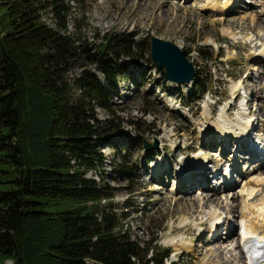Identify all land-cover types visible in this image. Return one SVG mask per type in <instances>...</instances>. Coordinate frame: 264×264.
Here are the masks:
<instances>
[{"label": "rangeland", "instance_id": "rangeland-1", "mask_svg": "<svg viewBox=\"0 0 264 264\" xmlns=\"http://www.w3.org/2000/svg\"><path fill=\"white\" fill-rule=\"evenodd\" d=\"M223 1L225 0H219L221 7H213V4L207 6L208 0L62 1L71 7L67 19L68 29L71 32L76 30L75 20L79 25L84 24L82 34L89 42L88 56V52L75 51L61 66L62 75L70 84L75 83L84 71L96 73L95 64L89 59L90 54L97 50L106 34H133L136 39L145 40L136 49L141 57L135 60L124 57L120 60L123 72L107 99L108 108L94 107L93 113L98 120L109 118L114 123H121L122 128L110 138L107 145L101 146L105 157L103 175L90 171L87 177L112 187L113 197L110 202L118 214L124 213L120 221L139 245L142 246L157 232V245L171 249L165 264L169 261L175 262L174 264L243 263L236 247L235 235L238 230L235 227L236 220H233L236 215L234 217L229 209V206L235 208L236 203L230 191L237 186L231 189L227 187L220 192L221 195H226L227 203L218 208L227 210V222L234 224L229 234L227 231L223 234V237L228 234L225 239L232 240H227L224 245L231 250L227 252L223 249L221 254L217 247L219 242L224 244V241L203 245L209 239L207 232L212 216L209 215V209L197 202L196 198L201 192L206 196L209 188L206 187L207 190L204 191L198 188L187 189L185 192L173 189L175 166L188 157H195L197 162H201L205 155V158H210L209 162L204 163L208 168L215 165L220 172L228 169L225 162L231 154L220 152L213 155L211 153L214 149L211 147H207V151L211 149L212 152L206 153L205 147L219 139L213 140L216 133L204 134V129L211 122H222L219 119L221 108L228 107L237 94L248 92L245 95L247 94L246 98L253 111L249 115L254 117L253 114H256L260 128L264 130V60L257 61V58L252 57L257 49L258 55L264 54V0H238L236 11H233V5L231 9L223 5ZM251 14L256 20V26L252 25L253 21L242 20ZM43 20L48 25L55 26L48 10L45 11ZM226 30L231 31V34ZM151 36L170 41L185 50V56L195 72L199 73L198 84L204 85L208 90L193 93L194 81L181 85L167 81L163 71L158 70L149 58ZM247 41L250 44L241 45ZM197 43L202 52L197 51ZM249 49L254 51L249 52ZM210 53L216 59H205L210 57ZM260 73L263 75L258 79ZM96 74L105 83L101 74ZM242 79L246 81L247 89L249 86L253 89L251 93L255 97L249 94L244 85L239 84L243 82ZM237 115L238 109L230 107L228 116L231 119L226 114L224 119L230 122ZM210 133L214 136L207 138ZM139 137L142 139L138 142ZM156 141V147L144 148V142L153 145ZM148 158L151 160L149 163L146 161ZM156 161L163 168L161 173H157ZM120 163L126 166L136 165L139 178L134 179L126 172L119 171L117 165ZM168 165L169 172L162 173ZM153 170L157 180L152 175ZM11 178L12 175L8 173H0V190L9 189L7 181ZM213 181H208V185ZM193 184L192 186L197 185ZM132 189L134 191L130 192ZM38 201L42 203L38 208L50 213L67 210L74 202L71 199L46 198ZM102 202L107 201L102 199ZM213 207L216 208V204ZM187 217V222L182 224ZM201 234L202 237H197ZM5 264L11 262L6 261Z\"/></svg>", "mask_w": 264, "mask_h": 264}, {"label": "trees", "instance_id": "trees-1", "mask_svg": "<svg viewBox=\"0 0 264 264\" xmlns=\"http://www.w3.org/2000/svg\"><path fill=\"white\" fill-rule=\"evenodd\" d=\"M62 1L0 0V173L12 175L0 190V264H164L170 249L157 245V232L139 245L110 202L112 187L87 177L103 175L101 146L122 128L98 120L94 107L108 108L120 60L141 57L145 40L106 34L89 58L105 83L84 71L70 84L61 66L75 51L88 56L89 42L84 24L68 29L71 7ZM46 10L55 26L43 20ZM194 82L193 93L208 90L197 72ZM117 166L139 178L136 165ZM40 198L74 202L50 213Z\"/></svg>", "mask_w": 264, "mask_h": 264}, {"label": "bare ground", "instance_id": "bare-ground-1", "mask_svg": "<svg viewBox=\"0 0 264 264\" xmlns=\"http://www.w3.org/2000/svg\"><path fill=\"white\" fill-rule=\"evenodd\" d=\"M232 1L234 3V0H225V1H223L224 2L223 5H226L227 8L231 9L232 5H233ZM211 4H213V7H221V3L219 2V0H208L206 5L209 6ZM206 5H205V7H206ZM236 9L237 8L235 7L233 9V11H236ZM252 16L253 15L251 14L250 16H247L246 18H243L242 20L244 22L248 21V20L250 22L253 21L252 25L256 26V20ZM244 22H241V23L243 24ZM226 32L227 33L230 32L229 34H231V31H229V30H226ZM261 40H262V38H261ZM248 44H250V41L243 42V44H241V45L247 46ZM263 47H264V43H263ZM250 50L252 52L254 51L253 49H250ZM257 50L252 53L253 59L258 58V56H259L257 54ZM260 54H263V53H260ZM262 58L264 59V54H263ZM261 75H263V73L259 74L258 79H260ZM249 83H250V80H249ZM239 84H242V86L244 85L246 90H249V94L254 96L251 93V92H253V89H251L250 86L247 89L245 80H243V82H240ZM246 93L248 94L247 91H246ZM245 104L247 106L246 105L242 106V109L239 112V115L236 117V120H232L229 122L228 119L227 120L224 119L226 117L225 116L226 110L224 108L223 110H221L222 112H221V115L219 117V119H222V122H217V123L211 122L209 126H206V128L204 129V132H206V133H204V134H207L209 132H214V133H216L217 136L213 140L219 139L216 143L211 141L212 143L209 146L205 147L206 153H210L212 151H213V153H211V154H213V155H214V153H219V152L226 153L227 152L226 149L228 147L227 142H228L229 138L233 137L234 140H236L238 143H242L243 141H245L247 139L248 134L250 133V126H255L256 129L260 128L259 119L256 118L257 122H255V119L253 118V116L249 115L251 112H253L251 110L252 105L249 106V99H246ZM208 116L209 115H207V117ZM228 118L231 119L229 116H228ZM257 137L260 140H262V139L264 140V135H262L260 133L257 135ZM208 138H210V137H208ZM207 147H211V149H214V150L211 151V149H210V151H207ZM262 147H264V144ZM161 149H162V146H161ZM205 157L206 156L204 155L203 161H201V162H197L195 160V157H193V158L188 157L187 160H182L178 167H175L177 169L176 178H178V175H180V174H183L185 178L186 177L188 178V182H187L186 187L181 188V189L179 188L178 190H182L184 192L187 189L188 190H193V189L195 190L197 188V185H199L198 189H202V191L207 190L206 189L207 186L204 185L205 183H207V181L203 177L200 178L201 177L200 171H203V166L205 165L204 163L209 162L208 160L210 159L208 157L207 158H205ZM254 158H258V157L254 156ZM262 159L264 160V156H262ZM185 162H187V164H185ZM227 162L230 164V168H232L234 170L238 169L239 173L241 175H244V176L249 175L241 183L240 188L236 193L233 192L235 190L230 191V193H232L231 197L234 199V203H236V205H235V208H234V206H229V209H231V211L230 210L229 211L233 213V216L236 215V217L238 218L237 224L239 226V229H241L239 236L237 238V244H236V247H238V250H239L238 252H240L244 243L249 239V237L257 236L259 240H264V161L260 162V159H259L257 163H254V164L252 163V165H253L252 170L255 171L253 173H251L250 170H247V168L249 167L247 164L248 162L247 161L241 162L240 159L236 156V154H233L229 159H227ZM156 163H157V161H156ZM159 164L160 163L158 162L156 165L158 167L156 169V170H158L157 173H159V172L161 173V169H163V168H160ZM192 166H196V167H192ZM169 170H170L169 167H167V169L162 170V173H165V171L169 172ZM194 172H196V173H194ZM192 173H194V174L191 175ZM152 175L157 180V178L154 174V170L152 171ZM198 175H200V176H198ZM233 176H234L233 172H231V174H230V169L226 170L217 187L216 186L207 187V188H209L208 190H210V191L206 194V196L203 192H201V194L196 198L197 202H199L200 204L201 203L204 204L209 209V215H210V217L212 216L211 218H213V222H212V225L210 227L213 232L216 230V223L222 221L223 212L227 213V210L222 211V210H220V208H218L219 206L224 207V204L227 203V197H225L226 195L225 196L221 195L220 192L223 189L229 187V182H232ZM207 179H208V177H207ZM193 182L197 185L192 186V185H194ZM222 185H225V186H222ZM202 197H205V199ZM193 200L196 201L194 198H193ZM209 204H210V206H209ZM213 204H216V208L213 207ZM225 215L228 216L227 214H225ZM187 220H188V217L184 218L182 224H185V222H187ZM198 228H199V226H198ZM230 232H231V229H228L227 233L229 234ZM218 236L212 242L207 241L203 245L215 243V242L217 243L218 240H220L222 242L224 241V244H221L219 242V244H218L219 247H217V251L221 254V253H223V249H226V247L224 245L227 243L228 239L227 238L225 239V237H223V235H220L219 237ZM197 237H202V234L197 236ZM228 241H232V240H228ZM170 242L174 243V240H171ZM203 245H200V247ZM196 246L197 245H195V247ZM197 247L199 249V246H197ZM195 250L197 251L196 248H195ZM226 250H227V252H229L231 249H226ZM240 254H239V256H240ZM240 257H242V255ZM261 264H264V261Z\"/></svg>", "mask_w": 264, "mask_h": 264}, {"label": "water", "instance_id": "water-1", "mask_svg": "<svg viewBox=\"0 0 264 264\" xmlns=\"http://www.w3.org/2000/svg\"><path fill=\"white\" fill-rule=\"evenodd\" d=\"M149 58L157 69L162 70L167 80L173 83H188L195 74L191 62L183 50L176 44L151 36L149 42ZM157 146V141L151 145L144 142V148L151 149Z\"/></svg>", "mask_w": 264, "mask_h": 264}]
</instances>
